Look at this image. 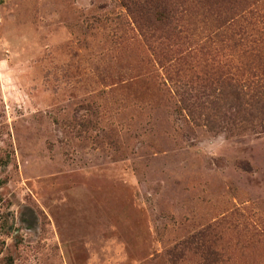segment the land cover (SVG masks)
I'll return each instance as SVG.
<instances>
[{
  "label": "rangeland",
  "instance_id": "1",
  "mask_svg": "<svg viewBox=\"0 0 264 264\" xmlns=\"http://www.w3.org/2000/svg\"><path fill=\"white\" fill-rule=\"evenodd\" d=\"M263 87L264 0H0V264H264Z\"/></svg>",
  "mask_w": 264,
  "mask_h": 264
},
{
  "label": "trees",
  "instance_id": "2",
  "mask_svg": "<svg viewBox=\"0 0 264 264\" xmlns=\"http://www.w3.org/2000/svg\"><path fill=\"white\" fill-rule=\"evenodd\" d=\"M139 0H134L136 3ZM132 3V2H131ZM260 87V86H259ZM262 90H259L257 93H260L259 96H257V101L253 104V110L256 111V113L260 116L261 120L264 121V87L261 88ZM219 97V96H218ZM220 99L224 101L230 100L234 101V106H232L233 114H239L241 112L243 113H252L251 112V103L250 106L247 108L246 106H243V103L246 101V99L241 103V100L239 99L237 93L234 92H228L227 94L222 92L220 94ZM239 102V103H238ZM204 231H199L196 234L192 235L191 238L183 240L179 243V246L181 248H184L185 246H188V243L194 244L196 248H200L204 245V242H201L204 238ZM219 261V254L216 250L206 247V254L203 255V264H218Z\"/></svg>",
  "mask_w": 264,
  "mask_h": 264
}]
</instances>
